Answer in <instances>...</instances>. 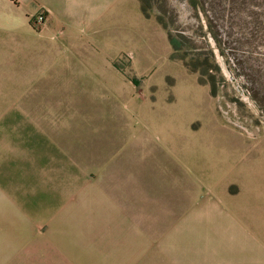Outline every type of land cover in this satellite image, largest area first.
<instances>
[{"label":"crops","instance_id":"crops-1","mask_svg":"<svg viewBox=\"0 0 264 264\" xmlns=\"http://www.w3.org/2000/svg\"><path fill=\"white\" fill-rule=\"evenodd\" d=\"M0 4L13 22L18 21L12 33L30 32L29 20L43 8L50 15L44 39L59 41L61 34H68L63 24L70 23L72 34L82 36L84 45L95 42L88 36L90 28L97 30L93 38L110 42L104 28L110 0ZM15 52L13 47L11 54V44L0 43V98L22 97L19 113L30 122L18 136H11V158H0V264H144L138 257L109 255V244L118 242L123 251L148 252L156 245L168 251L171 236L177 240L175 249L185 237L188 264H195L192 257L210 250L207 242L213 239L232 241L239 230L256 237L249 222L261 223L264 214L254 202L263 206L264 194L254 200L250 171L241 173L246 181H239L231 173L216 178L206 167L197 169L192 158H178L134 126L129 128L132 96L112 97L110 77L67 78L47 69L45 49L39 60L30 49L24 64H16ZM105 60L91 59L89 64ZM94 79L100 84L94 85ZM96 94L108 101L95 111L88 102L69 110L43 101L94 100ZM58 111L63 112L60 117ZM111 114L124 128L106 151ZM95 130L100 134L96 147ZM140 241L147 243L141 246ZM149 264L172 263L161 257Z\"/></svg>","mask_w":264,"mask_h":264},{"label":"rangeland","instance_id":"rangeland-1","mask_svg":"<svg viewBox=\"0 0 264 264\" xmlns=\"http://www.w3.org/2000/svg\"><path fill=\"white\" fill-rule=\"evenodd\" d=\"M110 2L104 26L110 33L109 43L93 38L97 30L90 28L88 36L95 42L84 45L82 36L79 39L72 34L74 27L70 23L63 24L68 34H61L59 41L44 39L50 15L43 8L29 20L30 32L12 33L18 21L13 22L1 4L0 43L11 44V54L15 48L16 64L28 63L26 54L30 49L39 60L40 50L45 49L44 58L52 64L47 69L54 74H66L67 78L80 74L79 78L85 80L88 76L110 77L112 97L132 96L128 99L129 128L134 126L139 134L178 158H192L197 169L206 167L216 178L231 173L243 181L241 173L250 171L251 194L254 200L258 199L264 194V0ZM42 13L46 17L43 24L38 19ZM169 36L181 42L177 55L198 72L188 70L184 61L172 58L175 51ZM103 58L105 63L89 64L91 59ZM201 73L205 80L215 83V97L210 85L199 82ZM98 84L95 80L94 85ZM94 96V100L43 101L49 107L69 110L88 106L87 102L94 111L107 106L108 99ZM24 101L22 97L0 98V158H11V136H18L29 125L30 120L25 119L29 116L19 113ZM211 106L221 122L242 136L223 126ZM59 113L63 112L58 111L60 117ZM47 117L51 118V114ZM110 117L113 127L105 130L110 135L106 151L115 146L124 128L118 116ZM98 135L95 130L94 147ZM254 203L264 214V204ZM259 220L261 223L249 222L256 237H246L239 230L232 241L213 239L207 242L210 250L192 257L195 264H264V216ZM116 243L109 244V255L138 257L144 264L161 257L172 264L173 260L175 264H188L190 258L184 236L176 249L177 240L171 236L168 251L159 245L148 252L123 251L122 245ZM138 243L142 246L147 242Z\"/></svg>","mask_w":264,"mask_h":264},{"label":"trees","instance_id":"trees-1","mask_svg":"<svg viewBox=\"0 0 264 264\" xmlns=\"http://www.w3.org/2000/svg\"><path fill=\"white\" fill-rule=\"evenodd\" d=\"M145 11V10H144ZM146 12V11H145ZM162 23V22H161ZM169 41H170V43H171V46H172V48H173V50L175 51L174 52V54H173V56H172V58L173 59H179V60H182V61H184V65H185V67L188 69V70H191V71H193V72H198V70L195 68V67H193L192 65H190L189 63H187L186 61H185V59H184V57H180V56H178L177 55V53H178V51H179V47H180V41H177L176 39H174V38H172V36H169ZM218 42V45H219V47H221L220 46V42L219 41H217ZM202 74V73H201ZM204 74H202V76H201V78H200V80H199V82L201 83V84H203V85H210V87H211V94H212V96H216V88H215V83L214 82H211V80H205L204 78Z\"/></svg>","mask_w":264,"mask_h":264},{"label":"built area","instance_id":"built-area-1","mask_svg":"<svg viewBox=\"0 0 264 264\" xmlns=\"http://www.w3.org/2000/svg\"><path fill=\"white\" fill-rule=\"evenodd\" d=\"M38 19H39V23L41 24H43L46 21V17L43 13L39 16Z\"/></svg>","mask_w":264,"mask_h":264},{"label":"water","instance_id":"water-1","mask_svg":"<svg viewBox=\"0 0 264 264\" xmlns=\"http://www.w3.org/2000/svg\"><path fill=\"white\" fill-rule=\"evenodd\" d=\"M232 81L235 82V79L232 78ZM235 86H237L238 90L240 91V93H243L241 88L239 87V85L235 82Z\"/></svg>","mask_w":264,"mask_h":264}]
</instances>
